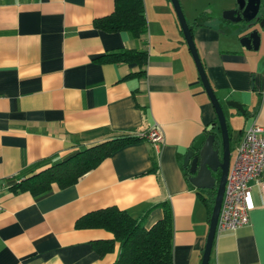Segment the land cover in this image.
<instances>
[{"label": "crops", "instance_id": "obj_1", "mask_svg": "<svg viewBox=\"0 0 264 264\" xmlns=\"http://www.w3.org/2000/svg\"><path fill=\"white\" fill-rule=\"evenodd\" d=\"M143 3L145 45L94 27L114 0H0V264H112L118 244L104 255L91 246L112 234L76 228V220L114 206L149 227L162 216L160 202L171 209L173 264L201 263L208 213L183 156L216 113L185 39L174 35L169 1ZM220 7L194 18L193 40L224 114L233 108L227 101L243 107L230 110L242 122L234 138L230 131L236 154L245 129H264V28L252 26L259 45L246 48L238 22L220 15L235 5ZM118 48L146 49L145 66L95 60ZM140 69L141 77L123 79ZM153 128L162 134L157 147L148 139L124 146L65 188L14 191L30 173L95 142ZM249 184V220L215 235L209 264H264V170Z\"/></svg>", "mask_w": 264, "mask_h": 264}, {"label": "trees", "instance_id": "obj_2", "mask_svg": "<svg viewBox=\"0 0 264 264\" xmlns=\"http://www.w3.org/2000/svg\"><path fill=\"white\" fill-rule=\"evenodd\" d=\"M200 20L201 17H197L192 24H189L192 36L193 27L200 25ZM93 25L106 32H127L131 37L146 44L148 26L143 0H114L112 13L95 19ZM95 60L100 63H136L141 68L147 62V50L118 48L104 53ZM144 73V69H140L125 75L123 79L141 77ZM228 132L231 139L229 127ZM142 140H147L145 133H122L95 142L64 160L55 162L38 172L30 173L14 185V191L42 194L50 191L52 184H56L59 188L68 187L116 150ZM219 175L220 173L217 172V180ZM216 186L217 181L214 188L199 189L197 192L206 206L208 220ZM158 206L162 209V216L149 227L144 225L143 217L135 218L127 211L114 206L82 215L76 220L75 226L76 228H102L112 234V238L91 242L93 249L100 255L113 251L118 244V253L112 264H173L171 209L167 202H160Z\"/></svg>", "mask_w": 264, "mask_h": 264}, {"label": "water", "instance_id": "obj_3", "mask_svg": "<svg viewBox=\"0 0 264 264\" xmlns=\"http://www.w3.org/2000/svg\"><path fill=\"white\" fill-rule=\"evenodd\" d=\"M176 13L180 29L191 53L201 84L204 87L216 113V122L207 127L204 133L194 141L183 156V167L188 171V180L196 188L212 189L216 181V194L209 217V227L203 249L201 263L209 264L210 254L215 238L216 223L224 192L227 173L230 165V139L228 125L221 103L216 97L206 76L203 64L199 57L196 45L191 34L190 27L184 16L179 0H170ZM236 6L223 11V19L232 22H244L245 31L239 38V42L246 48L256 49L259 45L258 30L252 29L253 24L264 28V5L260 0H237ZM227 105L244 113L240 103L227 101ZM219 172L216 179L215 173Z\"/></svg>", "mask_w": 264, "mask_h": 264}, {"label": "built area", "instance_id": "obj_4", "mask_svg": "<svg viewBox=\"0 0 264 264\" xmlns=\"http://www.w3.org/2000/svg\"><path fill=\"white\" fill-rule=\"evenodd\" d=\"M155 147L162 142V134L153 128L145 133ZM264 170V129L253 123L245 131L229 165L224 192L218 213L215 235L233 232L248 220L246 204L251 181H258Z\"/></svg>", "mask_w": 264, "mask_h": 264}, {"label": "rangeland", "instance_id": "obj_5", "mask_svg": "<svg viewBox=\"0 0 264 264\" xmlns=\"http://www.w3.org/2000/svg\"><path fill=\"white\" fill-rule=\"evenodd\" d=\"M170 3V6L172 8L173 11V18H174V23H175V28H174V35L178 36L181 40H184L183 34L180 33V24L178 22L176 13L173 9L172 3L170 0H168ZM236 1L237 0H179L182 11L184 13V16L186 18V20L188 22H192L193 19L200 14L201 12H206V9H218L220 10V6L224 4V2L226 3H230L233 2V4L236 6ZM221 17L223 18V11H221L220 13ZM233 26L235 28H239L241 32H244L245 29L242 27L243 25H241L240 23H235L233 24ZM184 46L187 49V45L186 43H184ZM188 50V49H187ZM231 111L234 112V109L231 107H227L225 106V117H226V121H227V125L231 131V135H233V138L236 136V133L238 132L239 128H241L242 126V122H239V119L236 117L237 114H232ZM235 113V112H234ZM233 138L231 140V143L233 142ZM235 155V151L232 150L231 152V158H233Z\"/></svg>", "mask_w": 264, "mask_h": 264}, {"label": "flooded vegetation", "instance_id": "obj_6", "mask_svg": "<svg viewBox=\"0 0 264 264\" xmlns=\"http://www.w3.org/2000/svg\"><path fill=\"white\" fill-rule=\"evenodd\" d=\"M261 1V6H260V8H259V13L261 14V7L264 5V0H260ZM239 23V22H238ZM240 24L241 25H243L242 27L244 28L245 27V25H246V23H244V22H240ZM253 25H255V24H253ZM245 29V28H244ZM187 173H188V171H187ZM216 174V173H215ZM216 176V175H215Z\"/></svg>", "mask_w": 264, "mask_h": 264}]
</instances>
